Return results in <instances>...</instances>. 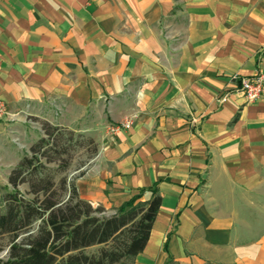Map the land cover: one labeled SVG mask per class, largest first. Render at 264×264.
Listing matches in <instances>:
<instances>
[{"label": "crops", "instance_id": "0c3cea01", "mask_svg": "<svg viewBox=\"0 0 264 264\" xmlns=\"http://www.w3.org/2000/svg\"><path fill=\"white\" fill-rule=\"evenodd\" d=\"M258 72L264 0H0L8 116L93 117L100 146L74 180L92 205L155 184L133 264H264V92L235 91Z\"/></svg>", "mask_w": 264, "mask_h": 264}, {"label": "trees", "instance_id": "16d2710c", "mask_svg": "<svg viewBox=\"0 0 264 264\" xmlns=\"http://www.w3.org/2000/svg\"><path fill=\"white\" fill-rule=\"evenodd\" d=\"M42 128L43 134L11 169L8 184L0 185V253L7 250L0 264H116L142 252L161 205L155 184L149 199L139 200L141 189L113 214L100 216L104 207L80 198L74 182L63 176L57 183L39 170L53 162L61 135L49 121ZM22 183L30 187V196L20 191ZM120 234L125 238L119 251L100 257L84 252Z\"/></svg>", "mask_w": 264, "mask_h": 264}, {"label": "rangeland", "instance_id": "374dc122", "mask_svg": "<svg viewBox=\"0 0 264 264\" xmlns=\"http://www.w3.org/2000/svg\"><path fill=\"white\" fill-rule=\"evenodd\" d=\"M57 114V113H56ZM89 115V113H88ZM83 117L75 125L59 124L60 114H53L49 117V122L59 126L61 133L59 138V151L54 154L53 162L45 163V167H40L39 170L43 173H48L54 181H59L61 177H66L67 181L74 182L85 167H87L92 158L98 152L100 146V135L95 133V128L89 127L90 116ZM7 114L0 118L6 123L5 135L0 140V185L8 184V175L11 169L17 164L24 153L29 152V147L42 134V123L48 121L43 118L26 117L25 120H18ZM14 121L20 122L18 126L13 127ZM89 129V130H88ZM20 191L25 196H30V187L26 183L19 185ZM58 193H63V190L58 188ZM96 206V205H94ZM114 208H105L99 212L100 216H109L115 212ZM36 224H34L35 228ZM125 234H120L113 241L107 244H96L84 250L90 256L100 257L102 253L107 254L109 251H119L124 245ZM4 249L0 256L6 255ZM116 264H133V258H123Z\"/></svg>", "mask_w": 264, "mask_h": 264}, {"label": "built area", "instance_id": "2783aa9c", "mask_svg": "<svg viewBox=\"0 0 264 264\" xmlns=\"http://www.w3.org/2000/svg\"><path fill=\"white\" fill-rule=\"evenodd\" d=\"M236 92H239L247 101H254L258 99L261 94L264 92L263 84V75L261 73H256L250 77H243L240 79L239 86L235 89ZM8 115V110L3 99L0 98V118ZM125 126L129 125L127 121ZM113 131L120 129V125L112 126Z\"/></svg>", "mask_w": 264, "mask_h": 264}]
</instances>
